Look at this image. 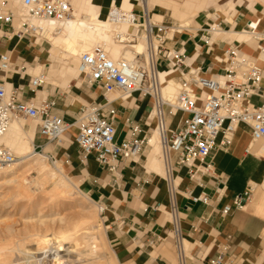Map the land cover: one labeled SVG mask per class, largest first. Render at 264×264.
<instances>
[{"label":"crops","instance_id":"0c3cea01","mask_svg":"<svg viewBox=\"0 0 264 264\" xmlns=\"http://www.w3.org/2000/svg\"><path fill=\"white\" fill-rule=\"evenodd\" d=\"M97 1L73 0L74 11L80 12V17L93 11L106 19L110 7H118V3L125 10H141L138 1L133 4L131 0ZM149 8L151 18L157 23L188 25L187 30L175 36V43L171 46L183 47L189 65L199 68L205 77L224 73V54L230 45H238L244 54L260 58L261 43L249 36L248 26L256 24L257 32L264 34V0H149ZM21 11L20 7L17 14ZM213 23L221 24L223 33L216 35L206 45L200 42V36L202 30ZM47 34L37 42L41 50H26L22 44L12 45L16 47L13 58L17 65L39 59L41 63L37 64L35 70L39 71L45 69L46 63L36 53H50L52 64L46 68V81L54 90L59 78L74 77L78 71L70 56L65 55L67 60L62 57L55 60L63 46L51 45ZM56 37L52 35L53 39ZM6 50L11 51L9 43ZM112 50L118 51L116 47ZM260 66L264 71V61L260 60ZM178 77L179 73H175L171 79L177 81ZM17 81L16 75L14 78L8 77L10 84ZM67 94L56 97L58 106L54 112L70 125L79 119L83 106L106 104L100 89H90L83 84L81 90L76 91L74 87ZM44 96L42 89L37 91V97L42 99ZM261 102V98L253 99L255 105ZM111 107L117 111L114 124L118 141L131 133L128 121L141 127V137L149 129L152 136L155 134V122L148 120L152 110L149 97L136 93L128 99H115ZM108 109L106 107L104 111ZM183 119L185 116L180 113L170 117L169 128L177 129ZM35 129L34 126L29 130L25 128L32 136L33 149L36 133L38 141L35 148L41 150L42 147L43 153L56 158L68 174L67 178L72 179L84 195L107 208L104 221L110 245L120 264H179L170 237V197L158 147L151 145L136 161L119 159L117 171L112 173L102 168L94 156L82 161L76 143V127H72L55 143H48ZM220 140L221 137L218 143ZM250 143V129L242 125L229 147H218L212 152L210 161L214 166L213 173L203 175L199 182L191 181L187 169L175 164L177 155H172L178 188L176 203L190 254L188 264H208L218 257L222 258L224 264H264V149L256 146L252 153L247 154ZM251 185L256 189L246 205L242 209H234L229 215H223L224 208L233 206L235 197ZM201 194L209 197L208 204L193 201V197ZM156 239H160V242L150 246Z\"/></svg>","mask_w":264,"mask_h":264},{"label":"built area","instance_id":"2783aa9c","mask_svg":"<svg viewBox=\"0 0 264 264\" xmlns=\"http://www.w3.org/2000/svg\"><path fill=\"white\" fill-rule=\"evenodd\" d=\"M138 2L140 12L132 9L125 13L121 7H117L119 12L113 16L114 7H110L108 16L130 24V31H114L112 39L115 46L127 48L143 42L146 46L145 54H138L132 60L122 56L115 58L113 51H107L103 42L94 46L90 52L82 53L78 64L79 78L87 88L100 89L106 104L83 106L79 119L70 125L54 112L58 106L56 97H37L38 89H43L47 84L46 72L32 75L29 68L41 61L36 59L32 63L17 65L12 61L13 51L6 50V44L16 37L24 43L26 50H41L37 42L46 33L41 24L68 20L73 14L72 4L69 0H19L24 14L18 16L10 1L3 0L0 3V138L14 121L36 122L39 136L48 143L58 142L72 127H76V143L82 161L94 156L102 168L115 173L119 159L136 161L147 148H151L152 130L149 129L141 137V127L128 121L131 133L118 141L114 124L117 111L111 104L115 99H128L136 93L149 97L152 110L148 120L155 122L170 197V237L178 263L188 264L190 254L186 248V237L176 203L178 188L172 155H177L175 164L187 169L190 180L199 182L203 175L213 173L214 166L210 161L212 152L218 147H229L242 125L247 126L251 134V143L246 153H252L256 146L264 147V71L260 66V60L264 61V34L257 32L256 24L248 26L249 36L261 43L260 58L244 54L238 45H230L224 54V73L205 77L199 68L189 65L183 47L171 46L175 43V36L187 30L188 25L157 23L151 18L147 0ZM222 33V25L213 23L202 30L200 42L209 45L216 35ZM47 65L45 68H48ZM14 69H18V81L9 85L8 77L15 75ZM161 72L172 75L179 73L178 80H175L178 85L173 100L165 99L163 93L174 79L162 81ZM254 98H261L262 102L255 105ZM106 107H109L107 112L104 111ZM178 113L184 115L185 119L177 129L171 130L168 120ZM47 156L56 166L58 160ZM16 160L12 151L0 142V170L14 164ZM255 189L253 185L249 186L244 193L235 197L233 206L224 208L222 214L229 215L234 209H242ZM193 201L208 204L210 199L201 194L193 197ZM95 203L104 219L107 208L101 203ZM156 242H160V239L153 240L150 246ZM208 264L224 263L218 257Z\"/></svg>","mask_w":264,"mask_h":264},{"label":"rangeland","instance_id":"374dc122","mask_svg":"<svg viewBox=\"0 0 264 264\" xmlns=\"http://www.w3.org/2000/svg\"><path fill=\"white\" fill-rule=\"evenodd\" d=\"M1 1L3 0H0V2ZM9 1L11 6L15 9L16 13H18V9L20 8L19 0ZM69 1L72 4V7H74L73 0ZM134 1L138 0H131L132 4L134 3ZM117 6L121 7V4L118 3ZM104 9H107V7H105ZM51 29L54 30L53 27H51ZM47 33L48 40L54 43L55 41L52 38L53 32L51 31ZM86 35L87 39H85L83 42L77 41V43H81L82 45L86 44L87 46H85V48L88 47V51H91L93 46H96L98 43L104 41V39L101 37L95 38L93 36L91 37L89 34ZM113 35L114 32H112V36ZM109 41H111L110 38ZM56 45L63 46V49L58 51V54H60V56L56 57L55 60H59L61 57L67 60V57L62 54L65 47L63 39H58ZM117 48L123 52L129 50V47ZM34 50L36 51V49ZM111 51L112 49L109 50V52ZM36 54L42 57V62L44 64H48V67L52 64V60H50V53L46 52L42 54ZM112 55L115 58L118 57V55L113 52ZM77 57L72 59L75 61L76 69L78 64ZM76 76L78 75L76 74ZM76 76H69V78L65 79L59 78V80H57L55 84L54 90L52 85H44L42 90L43 92H45V96L42 97V99L50 96H67V93L73 90L74 87L76 91L81 90L83 81L79 78V76ZM11 77L14 78L15 75H12ZM21 123L27 130H29L32 126L37 128V123L32 120H21ZM37 141L38 138L36 137L35 133L34 148L35 145H37ZM159 150L161 152V149ZM35 152L40 154V156L38 157H33L32 160H34L35 164H43L44 162L51 170L54 171L55 174H57L58 178L60 176V179L66 180V182H69L68 184L70 185L71 181L74 182L72 179L71 181H67L68 179H65L67 178L66 175H68L66 171H63L64 169L60 166L59 163H57V165L55 166L49 160L46 153H43L40 149H36ZM16 155L17 160L15 163L19 164L16 175L8 177L7 179L4 178L0 180V264H59V262L60 264H120L118 261V263L116 262L113 248L109 242L107 226L105 225L104 219L99 214L97 205L95 203H92V200L86 195L81 192L79 193V191H77L76 187H74L73 185H71V187L74 193L75 203H73L72 206L65 205L66 203L64 202V200L62 201V198L60 199L57 196L55 197V195L53 194L54 192L52 193L55 180L51 178L45 179V177L37 172V166L35 164L33 165L34 167L32 165H22L21 162L23 161L19 158L18 154ZM44 156L46 157V159ZM9 180L12 181H10L9 183ZM15 181L18 182V184ZM23 185H25V188L27 189L26 192L24 190L22 191V188H20ZM19 189L21 191H19ZM82 216L88 217L94 221V226H96L95 229L97 230V232L96 230H94L97 233L95 234V236H99L97 237L96 243H93V245L91 243H89L90 245L88 243L78 244L80 238L75 237L72 241L75 246L72 245L71 242H69L70 244L65 243V251L62 253L60 252L61 254L57 251H53V253H51L52 251H50L46 254H42V252L37 253L34 251L38 249L35 245V239H37L36 237H39L41 234L46 235L53 232L60 233L64 232L65 230H70L72 229L74 223ZM98 229H101V232ZM104 231L106 232V240L102 236V233ZM26 242L28 243L25 244ZM95 245L97 246V249H95ZM24 248L25 251H23ZM94 250H97V253H94L93 255L92 251ZM30 253L33 257H31ZM98 254L101 256H99ZM97 257L101 258L96 259ZM30 259H32V261ZM25 260H27L26 263Z\"/></svg>","mask_w":264,"mask_h":264},{"label":"bare ground","instance_id":"6f19581e","mask_svg":"<svg viewBox=\"0 0 264 264\" xmlns=\"http://www.w3.org/2000/svg\"><path fill=\"white\" fill-rule=\"evenodd\" d=\"M147 6L149 8V0H147ZM112 7H114L113 16H115L118 14L119 8H117L116 6H112ZM121 9L125 13H128L131 11V10H125L123 8H121ZM79 13H75L74 8H73L72 17L69 18L68 20L61 22V23L47 22V23L41 24L42 27L45 29L46 33L52 31L53 34H55V36L57 35L56 39H54L56 44H57L58 39H63V41L65 43V47H64L62 54L70 56L72 59L76 58L79 55L77 57L78 64H79L80 55L84 52H90V51H88V47L85 48V46H87L86 44H83V45L81 44V46H78V43H77V41L83 42L85 39H87L86 34H89L91 37L93 36L95 38L96 37L103 38L104 39L103 43L107 46V51H109L110 49H113L116 47L115 44L113 43V39L111 37L112 32H114L115 30L118 31L119 33L120 32L125 33L126 31H130V24L128 21H123L122 19H119V18H117V19L116 18H114V19L110 18L108 16L109 13L107 14L106 19H103L104 17L102 18V16L100 14H97L93 11L89 12L88 15L83 16V17H80L78 15ZM23 14H24V12L22 10L18 16H23ZM51 27H53L54 30H52ZM44 36H43V38H44ZM43 38H41V39H43ZM109 38L111 41H109ZM41 39H39V40H41ZM108 41H109V43H108ZM55 42L53 43L51 41L50 44L53 46H57L55 44ZM16 44L24 45L23 42H19L18 39L16 37H14L12 39V41L9 43V48L13 51V54H14V52H16V47L12 46V45H16ZM109 45H111V46H109ZM61 49H63V48H61ZM31 50L34 51V49H31ZM145 50H146L145 44L143 42H140V43H136V44L129 46V50H126L124 52L119 50V49H118L119 52L116 50H112V51H113V53H115L117 55L120 54L119 56H122L127 60H132L138 54L144 55ZM13 54H12V61L15 62V60L13 58ZM78 64H77V71H78V76H79ZM36 67H37V64L35 67L29 68V73L32 75H36L40 72L45 71L46 72V80H47V70L45 68V65H44L45 69H42L39 71H35ZM16 73H18V69H14V74L18 77V74H16ZM171 75L172 74H168L167 72H161L162 81L171 80ZM9 85H10V83H9ZM177 85L178 84H177V82H175V80H173L169 83L168 87L165 88L164 93H163V96L165 99H167V98H169L170 100L174 99L173 97H174ZM40 89L41 88H39L38 90H40ZM114 97H116V96H114ZM0 142L2 144H4L8 149H10L16 158H17L16 154H18L19 158L23 161V162H21V164L24 166H26V165H28V166L32 165L33 166L35 164L34 160H32L33 157L34 156H36V157L40 156V154L35 152V150L33 149L32 136L29 133H27V131H25L24 125L21 123V121L12 122L10 124V126L8 127L6 133L0 138ZM150 145H152L153 147H158L159 149L161 148L157 131H155V134L150 138ZM263 149H264V147H263ZM159 154H160V151H159ZM45 159H46V157H45ZM162 161H163V159H162ZM163 164H164V162H163ZM18 165L19 164L15 163V164L10 165L9 167H7L3 170H0V180L4 179V178L7 179L8 177L16 175V173L18 171ZM35 165L37 166V168H36L37 172L40 175H42L43 177H45V179L51 178V179L55 180L54 188L52 191V193L54 192L53 194L55 195V197L57 196L60 199L62 198V201L64 200V202L66 203L65 205L72 206V204L75 203V198H74V193L72 191L71 185L76 187L77 191H79V193H80L81 191L78 188V186L75 183H73L72 181H71V185L68 184L69 182H66V180L60 179V176L58 178L57 174H55L54 171L51 170L44 162H43V164L37 163ZM164 168H165V166H164ZM11 179H13V178H11ZM65 179H68V178H65ZM10 181H12V180H9V183H10ZM67 181H69V179ZM16 183L18 184V182H16ZM20 185H17V186H20ZM20 188H22V191L24 190L25 192L27 190L25 188V185L21 186ZM19 191H21V190L19 189ZM18 193H20V192H18ZM53 194H52V196H53ZM21 195H22V193H21ZM92 203H94L93 200H92ZM75 205H77V204H75ZM95 227L96 226H94V221L92 219L82 216L81 218H79V220H77L74 223L72 229H70V230H65L64 232L59 231L60 233L53 232V233L46 234V235L41 234L39 237H36L37 238V239H35L36 242H35V240H34V242H35V245L37 246L38 249H36L37 251L36 250H34V251L37 253L42 252V254L43 253L46 254L47 252H50V251H52L51 253H53V251H57L59 253L60 252L62 253L65 251L64 250L66 247L65 243L71 242L72 245L75 246V244H73V242H72L75 237L80 238L78 241V244H80V243L81 244L91 243L93 245V243H96L97 237H99L98 235H97V237L95 236V234H97L96 233L97 230L95 229ZM94 230H96V232ZM98 230L100 231L101 229H98ZM93 231H94V233H93ZM100 235H101V233H100ZM102 236L106 240V232L105 231L102 233ZM76 240H77V238H76ZM27 243L28 242H26L25 244H27ZM23 246H24V244H23ZM95 249H97L96 245H95ZM187 250L189 252V249H187ZM23 251H25V248ZM92 252L94 255V253H97V250H94ZM32 254H33V252H32ZM32 254H31V257H33ZM98 255H96V256H98ZM86 256H87V254H86ZM99 256H101V255H99ZM100 258L97 257L96 259H100ZM27 260H25V263ZM30 260L32 261V259H30ZM116 262H117V260H116ZM59 264H60V262H59Z\"/></svg>","mask_w":264,"mask_h":264}]
</instances>
